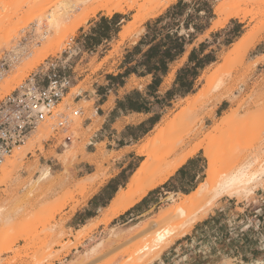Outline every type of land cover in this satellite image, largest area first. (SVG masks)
<instances>
[{
  "label": "rangeland",
  "instance_id": "1",
  "mask_svg": "<svg viewBox=\"0 0 264 264\" xmlns=\"http://www.w3.org/2000/svg\"><path fill=\"white\" fill-rule=\"evenodd\" d=\"M58 1L11 0L6 6L0 8V37L18 27L9 46L14 48L19 42H22L23 45H26L28 52H36L39 47L43 46L44 41L35 38L36 20L34 18ZM129 1L133 3L135 0ZM210 1L215 10L221 2L226 0ZM229 1L231 9L236 8L243 11V15L241 14L237 19L252 26L250 32L255 41L257 36L264 31V0ZM136 3V8L127 7L125 9L132 19L140 7L150 13L149 17L169 6V0H137ZM93 5L96 6V3L79 4L76 13L81 12L85 7H94ZM99 12L108 13L103 9L97 14ZM218 13L216 12L217 15H219ZM95 16V14L91 15L85 23ZM69 30L66 29V33ZM77 31L78 29L75 32L67 33L68 35L66 34L62 40L60 47L52 50L33 68L20 72L17 67L26 65L30 53L25 55L16 67L17 69L10 68V72L5 78L17 74L18 70L20 74L18 73L19 76L14 82V85L17 86L30 73L36 71L46 59L59 56L66 41L71 37H77ZM234 45L227 47V51L221 53V63L203 75L200 80L201 89L197 94L176 101L170 109L165 111L164 118L157 127V129H163L164 133L162 132L158 138L155 147L157 153L164 157V161H162L164 165L204 140L220 123V118L225 113H229V110H232L230 113L233 110L236 113L239 112L238 115L244 118V122L212 132V137L206 140L208 143L210 142V147L219 159L220 177L237 170L244 163L255 159L260 153V147L264 143V70L258 71L256 66L264 63V55L252 60V55L249 54L251 47L244 49L240 54H232L231 50ZM8 51L10 50L6 46L3 47L0 50V58L8 54ZM90 66L93 71L100 68V64H95V59ZM80 87L81 85L72 91L76 93ZM74 93L68 95L62 105L71 104ZM5 94L0 88V98ZM222 98L230 99V106L227 111L219 113L216 117L214 113L216 103ZM80 105L86 108L89 104L81 103ZM81 123L82 119L78 118L68 132H50L51 135L43 141L42 145H36L25 152L18 167L11 175L9 174L10 176L3 175L0 169V264H70L78 256V253L76 256L72 254L71 250L83 244L92 233L94 226L79 231L75 236L72 235L74 241L64 242L63 239H57L52 230L56 215L63 210L66 204L74 200L76 194L82 192L69 187L59 192H52L55 181L51 176L37 182L42 170L49 169L43 159L48 155L46 146L50 140H56V146H60L59 149L64 150V154L59 157L67 163V166L69 165L73 156L82 146V143L78 141ZM167 123H170V127L167 126ZM72 129L78 133L74 139L70 136L72 142H68L70 146L65 147L63 143L67 142L66 137L70 135L69 131ZM157 129L143 141L142 145L157 133ZM205 149L202 148L198 151L205 159L203 180L211 167L210 154L208 153L206 156L207 150L205 151ZM52 153L54 154V151ZM262 159L260 156L257 159L258 162L255 163L257 168L260 166L259 161L261 163L264 160ZM255 165L253 168H256ZM215 186L206 190L195 207L184 210L175 218H171L170 221H165V217L174 211L175 205L184 200L183 198L165 208L160 216L161 220H158L173 228V234L170 237L175 240L176 237L187 232L193 222L204 218L209 212L215 211L214 215L211 214L208 220L202 222L201 229L198 233L193 234V239L188 244L179 245L176 249L174 247L168 249L174 241L169 238L170 243L166 241L164 247L160 248L150 247L152 252L148 251V256L140 258L142 254L139 250L145 243H149H147L148 239L151 241L150 246L155 245V243L152 244L156 229L152 227V223L157 220V215H155L146 221L148 225L140 232L131 228L119 234V231L114 232V230L103 233L95 244L106 237H108V244L99 247L94 253L80 256L75 264H98L101 260H104L102 264H142L151 257L150 254L153 252H159L161 256L166 249L168 250L165 254H168L166 258L163 256L161 264H259V261L264 260V175L256 184L254 193L250 195H246L244 192L225 193L224 195L233 197V199L226 203L223 202L222 211L215 208L216 201H212ZM51 196H55V198L50 200ZM226 199L227 197L223 201ZM159 249L161 251H158ZM88 250V247H84L83 252ZM66 258L67 261H65ZM155 264L158 263L155 262Z\"/></svg>",
  "mask_w": 264,
  "mask_h": 264
},
{
  "label": "crops",
  "instance_id": "2",
  "mask_svg": "<svg viewBox=\"0 0 264 264\" xmlns=\"http://www.w3.org/2000/svg\"><path fill=\"white\" fill-rule=\"evenodd\" d=\"M213 8L210 0H174L130 33L124 29L133 20L127 10L99 12L78 28L75 38L82 55L75 59L74 68L79 70L71 90L81 85V97L75 98V103L89 104L79 129L82 146L67 166L59 157L64 150L53 139L46 146L48 155L43 159L55 181L52 192L67 187L82 192L56 215L54 236L64 242L74 241L72 235L94 226L84 243L71 250L78 256L70 263L75 264L80 256L108 244V237L95 244L108 230L119 234L134 228L140 232L155 215L156 221L161 220L165 208L193 193L203 181L205 159L197 152L136 204L104 219L118 192L128 187L147 157L140 147L161 124L165 111L176 101L197 94L203 75L222 62L221 53L251 31L252 26L237 19L240 16L216 27L221 13ZM249 54L252 60L264 55V31L257 36ZM93 59L100 64L97 71L90 66ZM263 66L260 63L256 69L264 70ZM230 102L228 98L217 102L215 116L227 111ZM81 182L87 183L86 188L80 186ZM51 197L50 200L55 198ZM232 199L228 195L220 197L215 208L222 211L223 202ZM211 214L215 211L193 222L168 249L192 241L193 234ZM84 247L89 250L83 252ZM168 249L156 260L158 264L163 262V256L166 258Z\"/></svg>",
  "mask_w": 264,
  "mask_h": 264
},
{
  "label": "bare ground",
  "instance_id": "3",
  "mask_svg": "<svg viewBox=\"0 0 264 264\" xmlns=\"http://www.w3.org/2000/svg\"><path fill=\"white\" fill-rule=\"evenodd\" d=\"M11 1V0H10ZM9 0H0V8L6 6ZM174 0H169V4ZM137 0L133 3L128 0H59L55 4H53L48 10L41 12L38 14L34 19L35 22V38H39L40 40L44 41L43 46L39 47V49L29 54V58L25 66H21L19 68V63H21L22 58L25 55V46L18 44L16 47L11 48L9 45L12 41L11 39L13 36L16 35L18 27L14 28L12 31L8 32L7 34L0 37V50L3 47H7L9 49V56L11 58V68H17L19 71L29 70L33 68V66L37 65L42 58L47 56L51 53L52 50L55 48H59L62 40L66 36L67 33L75 32L85 21L93 14H97L100 10H107L108 14H114L115 12H123L125 9L128 8H136L137 7ZM94 4L96 6L85 7L81 10V12L76 13L79 4ZM230 1L226 0L221 2L218 6V10L221 13L220 18L216 21L215 26L220 27L226 24L228 20L234 16H241L243 13L240 9H231L230 8ZM158 13V12H157ZM155 13V14H157ZM148 14L143 8H139L138 11L134 14L133 20L128 23V25L124 28L126 33H130L133 29L140 26L147 18ZM243 15V14H242ZM246 17V13L244 15ZM66 29H70L66 33ZM68 35V34H67ZM234 47L231 50L232 54H240L244 49L250 48L254 44V40L252 38L251 32L246 33L243 35L236 43H234ZM229 53V54H231ZM22 55V56H21ZM226 56V60H227ZM228 65V64H227ZM16 68V69H17ZM17 70V72L19 73ZM16 72V70H15ZM14 72V73H15ZM9 76L7 79L4 78L3 81L0 83V88L2 93H9L15 89L14 82L16 81L17 76L19 74ZM5 80V81H4ZM19 85V84H18ZM77 89V88H76ZM73 90V89H72ZM78 91V90H77ZM74 92L71 91V94ZM75 94V93H74ZM225 113L223 117H221V121L219 124L214 127L212 132H217L224 127L242 124L244 122V118L240 117L238 113L234 110L230 113ZM170 123H167L169 126ZM159 127V126H158ZM163 128V127H162ZM157 129V127H156ZM165 129V128H164ZM163 129H157V133L149 138L146 143H144L140 150L146 152L148 155L140 165V167L136 170L133 176L132 182L128 185L126 189H122L116 197L114 198L112 205L109 209V213L104 216V219L107 220L109 218H113L117 214L122 211L127 210L134 204H136L139 200H141L151 189L159 186L160 184L164 183L182 164H184L190 157L194 156L201 148H206L208 153L210 154L211 159V167L209 170L208 175L206 178L200 183L198 188L191 193L190 195L184 196V200L179 202L175 205L174 211L170 213L168 216L165 217V221H170L171 218H175L179 214H181L184 210L191 209L195 207L199 201L202 199L206 190L215 186V194L212 197V201H216L220 197H222L225 193L233 194L235 192H244L246 195H250L254 192L256 184L260 182L262 176L264 175V143L260 147V153L256 156L255 159L250 160L244 163L240 168L237 170L231 171L230 173H226L222 178L220 177V170L218 167V158L210 147L208 141L212 136V132L208 134V136L202 140L201 142L197 143L193 146V148L179 157L175 158L170 163L164 165V157L157 153L155 150L156 143L158 138L161 136ZM49 129L47 127H41L39 130L32 132L28 138L26 139L25 143L20 145L18 148L14 150L13 155L3 164L1 165V172L5 176H10L15 168L18 167L22 157L24 156L27 150L32 149L36 145H42L44 140L49 138L51 135ZM78 132L76 130L69 131L70 135L73 139L76 138V134ZM164 133V132H163ZM160 141V140H159ZM64 142V141H63ZM69 142V141H68ZM71 143V142H69ZM66 147L70 146L67 142L63 143ZM216 149V148H215ZM165 152V151H164ZM167 155V154H166ZM165 156V155H164ZM262 157L263 163L259 161V168L255 165L257 159ZM166 158V157H165ZM220 162V161H219ZM258 162V161H257ZM220 165V164H219ZM255 167L257 168H253ZM10 174V175H9ZM50 170L43 169L42 173L37 179V182H40L44 179L49 178ZM2 176V175H1ZM4 176V177H5ZM6 179V178H4ZM86 184H80L82 188H86ZM152 227L155 229V234L153 237L155 245H151L150 239L147 240L144 246H142L139 252L142 254L140 258L146 256L149 252H152L151 248H160L164 245L166 241L169 242L170 236L173 234V228L166 226V224H162L161 221H153ZM173 241V237L171 238ZM170 243V242H169ZM168 243V244H169ZM161 245V246H160ZM151 247V248H150ZM164 247V246H163ZM156 248V249H157ZM151 250V251H150ZM158 251H161L160 249ZM149 255V254H148ZM147 255V256H148ZM151 257L147 259L142 264H147V262L152 263L156 262L159 259L160 254L159 252H153L150 254ZM136 256V255H135ZM128 260V259H127ZM148 263V264H149ZM72 264V263H70ZM124 264V263H123ZM259 264H264V260L259 261Z\"/></svg>",
  "mask_w": 264,
  "mask_h": 264
},
{
  "label": "built area",
  "instance_id": "4",
  "mask_svg": "<svg viewBox=\"0 0 264 264\" xmlns=\"http://www.w3.org/2000/svg\"><path fill=\"white\" fill-rule=\"evenodd\" d=\"M29 53L25 48V55ZM81 55L82 47L76 38H69L59 56L46 59L14 90L0 98V167L32 132L47 127L53 133H65L76 119H83L85 108L75 103L81 93L72 95L71 104L62 105L72 91L79 70L74 68L75 59ZM11 63L8 51L0 58V81L10 72ZM66 141L72 142L71 137L67 136Z\"/></svg>",
  "mask_w": 264,
  "mask_h": 264
}]
</instances>
